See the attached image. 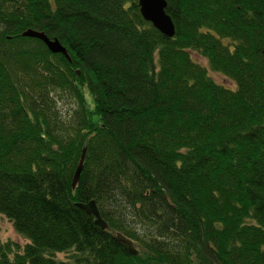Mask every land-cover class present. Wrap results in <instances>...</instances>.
<instances>
[{"label":"trees","instance_id":"1","mask_svg":"<svg viewBox=\"0 0 264 264\" xmlns=\"http://www.w3.org/2000/svg\"><path fill=\"white\" fill-rule=\"evenodd\" d=\"M164 2L0 0V264H264V0Z\"/></svg>","mask_w":264,"mask_h":264},{"label":"water","instance_id":"2","mask_svg":"<svg viewBox=\"0 0 264 264\" xmlns=\"http://www.w3.org/2000/svg\"><path fill=\"white\" fill-rule=\"evenodd\" d=\"M138 10L141 17L149 22L153 28L159 31L161 34L170 37L173 34V25L170 20V17L165 13L164 0H137ZM23 36L33 37L41 40L46 48L52 52H60L66 56L65 48L58 42L56 38H48L41 31L26 29L21 32ZM84 150L82 149L78 163L74 169L72 178H71V186L73 187L76 183L81 163L83 159ZM78 207H80L86 214H90L93 216V222L99 226L100 228H106L105 222L100 218L98 210L94 201L88 200L86 202L76 203ZM115 238L117 241L121 242L128 253L135 254L136 249L133 247L131 240L127 237L123 236L120 233H115Z\"/></svg>","mask_w":264,"mask_h":264},{"label":"rangeland","instance_id":"3","mask_svg":"<svg viewBox=\"0 0 264 264\" xmlns=\"http://www.w3.org/2000/svg\"><path fill=\"white\" fill-rule=\"evenodd\" d=\"M191 56L194 60L198 61L201 64H204V60L201 59L196 54L191 53ZM213 76L216 81L223 84H228V86H232V83L223 79L222 76L216 74H213ZM0 239L12 240L18 244H23L25 242V239L13 230L11 223L1 214H0Z\"/></svg>","mask_w":264,"mask_h":264}]
</instances>
